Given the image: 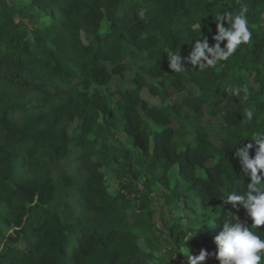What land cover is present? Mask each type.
I'll return each instance as SVG.
<instances>
[{"label":"trees","instance_id":"trees-1","mask_svg":"<svg viewBox=\"0 0 264 264\" xmlns=\"http://www.w3.org/2000/svg\"><path fill=\"white\" fill-rule=\"evenodd\" d=\"M242 2L252 40L180 74L167 51L213 43L215 16L238 0H0V264H188L216 251L222 199L250 183L235 147L264 135V0ZM245 87L247 101L233 94ZM144 91L175 100L160 107ZM117 167L125 194L110 182ZM158 189L190 211L188 225L157 230Z\"/></svg>","mask_w":264,"mask_h":264},{"label":"clouds","instance_id":"clouds-1","mask_svg":"<svg viewBox=\"0 0 264 264\" xmlns=\"http://www.w3.org/2000/svg\"><path fill=\"white\" fill-rule=\"evenodd\" d=\"M238 3L236 11L226 10L215 16V33H209L213 43L210 44L209 36L202 35L194 41L185 56L181 52L167 51L168 68L172 73L186 74L188 65L199 69L214 68L228 61L241 45L252 40V31L248 26V5L242 0H238ZM241 92L247 101V87L235 89L233 94L239 95ZM253 116L251 109L244 110L246 122L250 123ZM251 140L254 143L242 142L237 144L240 147H235V157L250 183L241 194L226 192L222 199L224 205L230 207L226 210L222 230L214 239L215 253L201 249L197 256L188 257V264H204L213 255L218 264H262L264 261V238L256 231L264 226V135L256 133ZM241 209L246 217L243 220L238 215ZM194 235L189 233L186 241Z\"/></svg>","mask_w":264,"mask_h":264},{"label":"rangeland","instance_id":"rangeland-1","mask_svg":"<svg viewBox=\"0 0 264 264\" xmlns=\"http://www.w3.org/2000/svg\"><path fill=\"white\" fill-rule=\"evenodd\" d=\"M108 28H109L108 22L104 21L101 33L104 34L108 30ZM82 38L85 43H89L92 40V37L86 34H84ZM129 61L137 62L135 58H129ZM115 83H118V82L115 81ZM114 89H115V86H114ZM143 97L149 100L151 104H155L160 107L165 106V104L173 105V101L175 100V96H168L165 100H161L158 97L150 95L148 91L143 92ZM204 122L206 125H212V123L216 124L218 121L215 118L207 116L205 117ZM175 126L179 127L178 124ZM182 132L183 133L181 134L179 139L182 140L183 142L190 139L193 133L192 129L188 126H186ZM213 140L216 143H220L216 136H213ZM127 168L128 167H126L125 169L127 170ZM111 175H112V178L110 179V182L113 183L112 188L115 190L118 187L119 190L122 191L121 193L125 194L127 188L122 189V186L129 187V184H128V178L126 177L127 174L123 172V168L117 167L115 169V172H112ZM158 190L159 192L157 193V195L154 196V200H155L154 207L156 208V212L154 214L153 219L151 220L153 225L157 228V230L160 229L164 224L172 225L176 220L181 221L184 224L186 223V225H188L187 217L190 215V211L181 202H175L172 205L168 206L167 197H164L162 195V193L163 192L165 193L167 190L166 189H162V190L158 189ZM131 191L132 193H135L136 189H131ZM129 198L134 200L133 203H136L137 200L139 201V198L135 194H131ZM135 216L136 215L133 213L132 217H135ZM3 231L6 233L5 229ZM196 236H198V234ZM156 242L161 243L162 242L161 238H158ZM160 245L163 246V242ZM142 246L145 247L144 244ZM209 253H215V251L211 249ZM172 255H173V252L170 251V253H165L163 257L167 262L169 258L174 259ZM211 259H212V264H218V261L215 259L214 255L211 256ZM177 263L178 262L176 263L173 262V264H177Z\"/></svg>","mask_w":264,"mask_h":264}]
</instances>
